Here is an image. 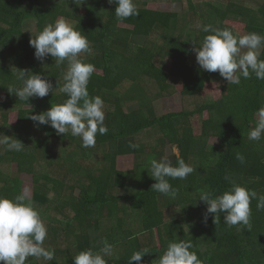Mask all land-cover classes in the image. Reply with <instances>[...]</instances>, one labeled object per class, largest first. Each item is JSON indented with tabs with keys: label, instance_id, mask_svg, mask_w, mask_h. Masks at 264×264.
I'll list each match as a JSON object with an SVG mask.
<instances>
[{
	"label": "trees",
	"instance_id": "1",
	"mask_svg": "<svg viewBox=\"0 0 264 264\" xmlns=\"http://www.w3.org/2000/svg\"><path fill=\"white\" fill-rule=\"evenodd\" d=\"M191 1L192 10L185 0H134L139 15L118 19L116 5L108 0H84L80 5L74 0H0V133L25 145L21 152L0 146V196L14 198L22 193V173L33 177V195L28 200L47 226L43 246L55 253L50 262L28 257L26 264H73L75 254L89 248L97 251L104 240L112 245L107 264H128L132 253L142 249L150 252L141 264H157L168 244L181 240L192 241L190 251L201 264H264V210L257 209L255 199L250 204L251 230L227 226L223 214L218 223L213 222L214 214L205 223L207 205L199 200L201 190L220 194L232 182L264 194V138H248L257 110L264 107V80L241 77L239 85H228L222 98L206 103L205 86L221 76L204 71L191 56L193 41L199 46L206 35L201 30L203 21L228 28L222 23L234 20L245 24V33L264 35V4ZM178 4L183 5L182 11L149 8ZM43 9L72 22L89 41L91 51L81 53L86 63L95 66L89 94L103 99L109 130L97 134L95 147L83 148L79 137L57 135L48 125L34 126L29 118L67 99L60 92L67 63L57 67L51 56L39 61L29 45L32 34L53 23L42 17ZM79 12L83 13L80 19ZM33 22L36 31L31 33ZM137 36L144 38L142 44ZM167 57L177 72L182 71L183 76H178L183 84L182 108L158 116L140 109L126 111L117 96L123 84L140 82L150 101L174 91L167 79L170 70L163 68ZM21 69L29 76L35 73L49 79L55 89L42 99L19 101L7 87L22 86L13 74ZM176 71L172 74L181 75ZM14 109H18L16 124L9 119ZM203 112L208 117L199 135L183 125ZM211 137H217L218 143L211 145ZM127 138L139 147L132 150L133 168L124 170L118 167L117 157ZM172 144L178 148V155L171 154L173 164L179 156L195 169L186 179H169L177 190L175 199L151 190L155 180L149 164L166 156ZM151 146L154 151L149 153L146 149ZM163 209L170 214L169 222L163 219Z\"/></svg>",
	"mask_w": 264,
	"mask_h": 264
},
{
	"label": "clouds",
	"instance_id": "2",
	"mask_svg": "<svg viewBox=\"0 0 264 264\" xmlns=\"http://www.w3.org/2000/svg\"><path fill=\"white\" fill-rule=\"evenodd\" d=\"M80 5L84 0H74ZM115 4V16L126 19L139 15L134 0H108ZM31 33V29H28ZM206 35L199 46L193 41V52L196 62L207 72H218L227 84L239 85L241 77L250 79L253 75L264 80V35L256 32L244 34L234 33L229 28L204 25L201 29ZM29 45L34 48V57L43 61L45 57L54 58L57 67L65 62L67 70L63 73V85L60 92L67 99L62 103L40 113L30 114L34 126L48 125L57 135L66 134L79 137L83 148H92L96 144V136L108 133L105 125V105L100 96L90 97L87 85L95 71V66L86 63L81 53L91 51L85 35L74 27V24L61 17L54 23L46 24L42 31L32 34ZM16 79L22 82L21 87L9 84L7 90L19 101L27 103L29 98H44L55 89L52 82L40 74L27 75V70L14 71ZM249 140L259 141L264 138V107L257 110L255 126L248 133ZM215 142V141H214ZM213 142V143H214ZM0 146L9 151L21 152L25 145L12 136L0 133ZM138 148L139 145H132ZM150 176L155 183L151 190L175 199L177 190L169 179H186L195 169L183 158L177 156L176 164L167 157L159 160L151 159ZM147 169V168H146ZM148 170V169H147ZM227 180L228 177L226 176ZM257 201L258 210H264V194H258L235 182L220 194L210 191L199 192V200L206 203L207 208L203 220L207 223L210 214H214L216 224L223 214L224 223L229 226H242L251 230V201ZM47 237V226L39 211L28 200L26 193L14 198L0 196V264H26L28 257L43 258L50 262L55 259L54 250L46 249L43 244ZM97 251L89 248L73 256V264H107L105 257L111 256L112 245L104 240ZM191 240L170 242L167 249L158 257L157 264H201L195 252L190 251ZM148 249L135 251L128 259L141 264Z\"/></svg>",
	"mask_w": 264,
	"mask_h": 264
},
{
	"label": "rangeland",
	"instance_id": "3",
	"mask_svg": "<svg viewBox=\"0 0 264 264\" xmlns=\"http://www.w3.org/2000/svg\"><path fill=\"white\" fill-rule=\"evenodd\" d=\"M224 1L225 0H220V1H218L217 4L218 5H222L220 3L224 4L225 3ZM185 6L188 7L189 9H191V10L194 8L193 7V3H192L191 0H185ZM149 8L150 9H154V10L155 9H157V10L161 9V10H166V11H175V7L174 6H170V5L161 6V7L154 6V5H149ZM41 15H42V17L46 18L49 21H52L53 23L57 19H59L58 17L52 15V13H50L49 11H47L45 9H43L41 11ZM82 15H83V13L79 12L78 19H80L82 17ZM203 22H204V25H216V24H218L217 22H209V21H203ZM222 24L224 26H227L228 28H230V30H232V31H234V32H236L238 34H241V35L245 31V24L240 23V22L226 21V22H223ZM31 30L34 31V32L36 31V25L34 24V22L32 24ZM173 64H174V61L171 58H169V57L165 58L164 59V66H163L164 70L167 71V72L170 70L169 71V74H170L169 76H171V75H174L176 77L183 76L182 75V71L177 72L175 70ZM158 65H160V64H158ZM172 71H176L178 74H181V75L172 74ZM228 85L229 84H227V82L225 80H221L219 82H216V83H213V84H209L208 88L206 89V92H205L204 101L206 103H213V102L219 100L220 98H222V95L227 91ZM125 86H126V84H123L120 87V89L122 90ZM178 87L180 89V85L176 86V88H178ZM87 88H88V91L91 90V85L88 84ZM176 88L174 86V91H175ZM4 97L5 96H3L2 99ZM180 98H181V103H182L183 99H182V97H180ZM181 108L182 107L179 105L176 110H180ZM256 116H257V113L255 114L254 121H256ZM207 117H208V113L207 112H204L203 114H196V115L190 117V121H189L190 124L183 123V125L192 127L194 133L199 135L201 133L203 119H205ZM9 119H10V122L12 124H16V122L18 120V109H14V110L11 111ZM34 135L37 136V137H43V134L38 133V132H35ZM209 143L211 145L217 144L218 143V138L217 137H211L209 139ZM153 151H154V147L153 146L147 147V152L151 153ZM169 151H172L174 154L178 155V148L176 147V145L172 144L171 148L166 150V152H169ZM89 155H93V153L89 152ZM134 159H135V157L132 159V161L130 160L129 162L127 160H125V158L121 159L120 168H122L124 170L132 169L133 166H134ZM20 180H21L20 188H21L22 193H26L28 198L32 197V195H33V187H34L33 177L31 175H29V174L22 173L21 177H20ZM163 212H164V218L163 219H164L165 223L169 222L170 221V214H169L168 210L167 209H163ZM154 231L156 232V229Z\"/></svg>",
	"mask_w": 264,
	"mask_h": 264
},
{
	"label": "crops",
	"instance_id": "4",
	"mask_svg": "<svg viewBox=\"0 0 264 264\" xmlns=\"http://www.w3.org/2000/svg\"><path fill=\"white\" fill-rule=\"evenodd\" d=\"M218 1H220V0H217L216 2H218ZM237 1H239V0H237ZM240 1H250V2H253V4H255V5L264 4V0H240ZM220 4H223V3H220ZM174 7H175V11H173V12H179V11H182V9H183L182 4H178L177 7L176 6H174ZM226 21H234V20H226ZM244 33H245V31L242 34H244ZM135 38L136 39L138 38V40H139L138 42H140V44L143 43L142 40H144V38L142 36H137ZM158 48H159V45H157L155 49L157 50ZM191 56H195L193 50H192ZM193 61H194V59L190 60V63ZM167 79L169 80L170 85L173 88H174V86L176 88L177 85H180V89H183L182 80H179V77L169 76V78H167ZM221 80H223V79L220 78V79H218V81H215L214 83L219 82ZM208 85L209 84H207L203 90L204 99H205V92H206V89L208 88ZM180 89L178 87L171 94H167L165 96H161V97L156 98V100H154V101H150L148 98V92H146L144 90V88L140 82L135 81V82L127 83L126 86L123 88V91L117 93V96L119 98H121L122 103H123V107L126 111L132 112V111H136V110L140 109L145 114H149V115L151 114V115L158 116V115H161V114H164L167 112L179 111L176 109L179 105L181 106V98H180L181 97V93H180L181 90ZM203 113H201V114H203ZM189 121H187V124H190ZM132 145H133V139L132 138H127L123 143H121V147H120L121 149L120 150H122L123 152L120 153V155L117 157V164H118L119 168H120L121 159L125 158V160H127L129 162L130 160L132 161V159L134 158V154L132 152V150H133ZM146 151H147V149H146ZM171 154H174V153L172 151H170V152H168V154L166 156L173 162V155H171Z\"/></svg>",
	"mask_w": 264,
	"mask_h": 264
}]
</instances>
